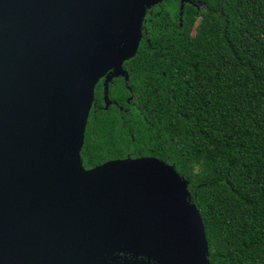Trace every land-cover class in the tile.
I'll list each match as a JSON object with an SVG mask.
<instances>
[{
    "label": "water",
    "instance_id": "1",
    "mask_svg": "<svg viewBox=\"0 0 264 264\" xmlns=\"http://www.w3.org/2000/svg\"><path fill=\"white\" fill-rule=\"evenodd\" d=\"M161 1L0 0V264H211L173 165L80 155L97 83L106 109Z\"/></svg>",
    "mask_w": 264,
    "mask_h": 264
},
{
    "label": "trees",
    "instance_id": "2",
    "mask_svg": "<svg viewBox=\"0 0 264 264\" xmlns=\"http://www.w3.org/2000/svg\"><path fill=\"white\" fill-rule=\"evenodd\" d=\"M192 1L182 14L178 0L146 11L124 63L129 90L121 79L108 89L123 111L105 109L96 86L82 163L173 165L199 209L210 263L264 264V0Z\"/></svg>",
    "mask_w": 264,
    "mask_h": 264
},
{
    "label": "flooded vegetation",
    "instance_id": "3",
    "mask_svg": "<svg viewBox=\"0 0 264 264\" xmlns=\"http://www.w3.org/2000/svg\"><path fill=\"white\" fill-rule=\"evenodd\" d=\"M179 1V0H178ZM192 1V0H191ZM193 2V1H192ZM159 4H157V5H155V6H153V7H151L150 9H148L147 11L150 13V12H152V9H154L156 6H158ZM179 8H180V2H179ZM147 13V12H146ZM146 15V14H145ZM178 20L180 21L181 19H180V17H178ZM171 27H175V23L173 22V21H169V23H168ZM179 25H181V22H179ZM171 27H169L171 30H174L173 28H171ZM143 37V36H142ZM142 40V39H141ZM125 63V62H124ZM127 71V70H126ZM127 74H128V72H127ZM116 79H121L122 81H123V83H124V86L126 87V89H128L129 90V87H128V84H127V81H125V78L124 77H117V78H113L110 82H109V84H108V89H109V85H110V83H112L114 80H116ZM128 79H129V75H128ZM103 80H104V78H102V79H100L99 80V82L97 83V85L96 86H98L99 84H101L102 85V93H103ZM96 88V87H95ZM102 98H103V95H102ZM132 100H133V96H131V95H129L128 97H127V99H126V103L127 104H129V103H131L132 102ZM108 102H109V105H108V107L109 106H111V105H114V106H116L117 108H118V110H121V111H123V107L122 106H120L117 102H115V101H113V100H111L110 98H109V96H108ZM104 105H105V102H104V98H103V107H104ZM93 106H94V103H93ZM92 106V107H93ZM92 109V108H91ZM91 111V110H90ZM126 111V110H125Z\"/></svg>",
    "mask_w": 264,
    "mask_h": 264
}]
</instances>
